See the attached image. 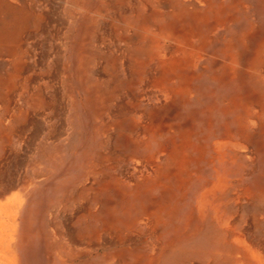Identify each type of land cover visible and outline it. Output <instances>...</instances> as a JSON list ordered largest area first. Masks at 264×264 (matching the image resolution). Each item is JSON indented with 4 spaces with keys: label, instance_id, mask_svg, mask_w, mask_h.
I'll return each mask as SVG.
<instances>
[{
    "label": "rangeland",
    "instance_id": "obj_1",
    "mask_svg": "<svg viewBox=\"0 0 264 264\" xmlns=\"http://www.w3.org/2000/svg\"><path fill=\"white\" fill-rule=\"evenodd\" d=\"M100 1L94 0V9ZM149 1L159 6L162 17L168 15L170 8L160 6L164 0ZM59 2L62 1H56ZM56 3L51 12L53 36L49 39L53 46L43 48L51 59L37 68L35 78L39 85H52L57 92L59 86L55 84L65 79L58 81L54 75L57 73L59 77L63 72L61 68L64 70L62 64L71 59V45L82 30L84 14L76 18L67 3L61 6ZM179 5L196 10L198 17L206 16L209 20L200 35L193 34L188 43L159 39V46L167 55L170 49H174L173 55L183 57L187 48L198 52V59L188 67L192 82L186 79L188 70L179 74L182 78L176 75L171 78L172 87L179 90L175 99H155L156 88L150 82L160 79L161 74L155 63L149 62L146 73L138 74L131 84V91H123L120 104L114 101L115 97L112 101L108 98L105 107L108 111L103 115L102 111L97 113L99 121L96 123V118L92 117L93 106L87 104L78 76L71 74L75 75L77 106L67 117V109L61 108L59 118L55 119L56 122L62 120L60 128H52L56 133L59 131L60 136L57 140L48 139L46 150L52 153L58 149V158L42 162L43 170L28 179L30 187L25 191L14 190L6 196L12 197L14 193L18 195L17 201H23L17 220L20 264H162L169 247L176 248L184 240L195 242L196 234L209 226L220 231L231 229L235 234L246 230L248 233L243 238L248 239L261 236L264 230V197H261L264 195V135L261 136L264 112L253 96L257 90L246 70L250 68V57H254L252 50L264 36V0H180ZM31 6L41 11L39 2ZM88 31L95 33L91 42L93 52L112 56L123 45L117 35H110L106 25L103 29L88 28ZM63 33L70 39L57 65L54 51L60 48L59 37ZM154 33L150 27L149 36ZM252 34H256V40L248 44V53L244 44ZM108 35L112 40L103 45ZM29 38L23 46L34 51V44L41 45L46 35L39 31ZM232 56L239 58L241 70L227 68ZM27 61L33 63L31 58ZM0 67L10 71L11 65L0 58ZM98 67L89 74L92 81L98 82L102 75V67ZM55 68L53 75L50 71ZM125 69L118 68L121 77H125ZM58 92L62 96L61 88ZM21 103H26L25 95L19 98L18 105ZM4 115L3 102H0V161L5 157V149L10 150L8 154L6 151L5 161L9 173L0 180V189L12 172L20 177L30 172L23 163L31 156L40 159L41 140L46 138L43 133L49 127L44 119L37 128L17 135L11 133L12 129H17L10 128L13 122L2 121ZM70 120L74 121L71 127ZM114 120L121 123L118 133L111 128ZM103 137L112 138L111 148L114 147L115 152L110 161H98L91 168L95 171L86 173L100 150L99 142ZM72 195L77 199L75 203L73 198L69 200ZM0 202L6 200L0 198ZM64 202L70 207L62 209L56 218L52 217L51 211ZM253 208H259L258 212L252 213ZM108 220L116 223L120 233L104 227L103 222ZM186 230L191 235L190 240L183 236ZM67 234L73 235V243L67 241ZM202 242V248H206V240ZM199 245L193 247L200 248Z\"/></svg>",
    "mask_w": 264,
    "mask_h": 264
},
{
    "label": "bare ground",
    "instance_id": "obj_2",
    "mask_svg": "<svg viewBox=\"0 0 264 264\" xmlns=\"http://www.w3.org/2000/svg\"><path fill=\"white\" fill-rule=\"evenodd\" d=\"M56 1L62 2L56 3ZM33 2L40 3L41 11L37 12L33 9L31 6ZM55 3L60 6L62 3H67L76 18L79 15L84 14L82 20L83 23L81 25L82 30L80 31V34L76 36L75 41L71 45L70 61L66 64H62L64 70L61 68L63 72L59 77L56 76V68L54 71H50L53 75L56 73L54 76L58 81H61L62 77L65 79V82H57L55 84L56 86H59L57 87V92L53 89L52 85L48 86L40 84V86L38 79L35 78L37 68L51 59L49 53H45L43 48H52L53 46L49 39L53 36L51 34V12L54 8L53 4ZM179 4L180 0H164L160 2V6L170 8L168 15L162 17V12L159 6H156L149 0H101L95 9L94 0H0V58L11 65L10 71H5L4 68L0 67V102H3L5 112L2 121L7 122L10 120V122H13L10 128L17 129H12L11 133H16L17 135H24L30 131V128H37V124L41 123L44 119L49 125L48 129H45V132L43 133V136H46V138H42L41 140L43 148L40 149V159L35 160L32 156L26 158L23 164L26 171L28 172V170H30V172H28L25 177L16 175L15 171L12 172L10 179L4 180L3 189H0V198L6 200V202H0V264L21 263L19 260L20 258L17 256V245L20 238L17 220L22 210L21 207H24L22 205L23 201H17L18 195H14V193H11L13 194L11 195L12 197L7 198L6 196L9 192H14V190L25 191V189L30 187L28 179H32V177L43 170L42 162H46L47 159L52 160L58 158V149L52 153H46V150L48 147V139L57 140L60 136L59 131L56 133L52 128H60L59 124H61L62 120L56 122L55 119L59 118V111L61 108L67 109L66 117L76 109L77 105L74 96V90L76 87L73 85V77L75 75H71L72 73L76 74V78L78 76V83L84 92L87 104H92L93 106L94 115H92V117L96 118L94 120L96 123L99 121L96 114L102 111L103 115L105 111H108V109L105 108L108 98L111 97L109 100L112 101V97H115L114 101L120 104V99L124 94L123 91H126V93L131 91V84H134L138 74L142 76L146 73L149 62L155 63V68L161 74V76H159L160 79H155L150 82L156 88L154 97L157 100H160L161 98L164 101H167L168 98L175 99L174 96L178 95L179 90L174 89L171 84V78L175 75L179 76L180 73L183 74L188 70L186 79L189 82H192L193 77L189 72L188 67L198 56V52L187 48L186 54L183 57L179 56V54L173 55L174 49H170V52L167 55L160 48L159 39L163 37L180 44H184V42L188 43L193 34H199L200 31L202 32V28L208 23L209 18L206 16L198 17L195 12L196 10L193 11L183 8ZM96 8L97 11H95ZM260 17L262 18V16ZM104 18H106V20H104ZM103 25L110 28L111 36L117 35L123 43L119 51L112 56H109L108 53L93 52L94 49L91 46V42L95 39V33L89 32L88 28L92 29L98 27L99 29H103ZM240 26L238 25V27ZM150 27L155 30L152 37L149 36ZM246 28H248V26H246ZM39 31L45 33L46 39L43 40L39 46H35L34 44V51L33 48L30 50L25 48L23 45H25L27 40L31 39L29 36L32 33L38 34ZM237 32H239V30ZM110 35L104 37L103 45H106L107 41L111 42L112 37H110ZM255 36L256 34H252L250 38H246L244 47L248 53L250 52L248 44L252 40H256ZM69 39L70 36L68 37L67 33H63L59 37L60 48L54 51L57 65H60L61 63L59 62L62 59L61 52L63 51V48L68 45ZM205 42L207 43V40ZM177 48L180 49L183 47L178 46ZM252 51L254 52V57H250V68L248 67V70L246 71L253 83V88L257 90V93H254L253 91V96L256 98V102L259 103L260 110L264 112V36L258 40ZM28 58H31L33 63L28 62ZM230 58L231 64H228L227 68L231 69V71L241 70L238 64L239 58L235 56ZM99 65L102 67V75L98 82L92 81L89 74L94 72L95 68H99ZM124 67L126 68L124 70L125 77H121L117 70L118 68L124 69ZM67 71L70 74L67 73ZM53 75H49V77L52 78ZM182 77L183 75L179 76V78ZM60 88L62 96L60 92H58ZM23 95L26 97V103L18 105L19 98ZM75 116L78 117V115ZM73 122V120H70V127ZM120 127L121 123L118 121L114 120L111 124V128L117 133L119 132ZM9 135L10 134L7 133L8 139ZM35 135H38L36 130ZM263 135L264 132L261 133V136ZM26 137L28 138V136ZM28 139H31V136H29ZM111 144V137H108V139H104V137L102 138L99 142L100 150L95 154L93 162L90 163V168L87 169L86 173L95 171L91 168L96 162L110 161L109 159L112 158L111 154H114L115 152V148H111ZM232 148H234V146ZM6 151L8 154L10 150L5 149V157L3 156L0 161V180L4 179L9 173L8 166H5V161L7 160ZM215 164L216 163H214V165ZM18 165L21 166L22 164L18 162ZM210 172L212 173V171ZM227 177H229V175ZM237 179L239 178L237 177ZM262 182L264 183V177H262ZM154 193L155 192L153 191L152 194ZM81 196L82 193L79 194L77 198ZM261 197H264V195ZM72 198L75 203L77 200L75 195L74 197L72 195L69 200ZM64 203L65 204H62L60 207L55 206L53 211H51L53 214L52 217L56 218L62 209L64 210V208L70 207L68 202ZM255 204L257 205V203ZM258 210L259 208H253L252 213L255 214ZM200 216L204 219L203 214ZM252 219H255V216H253ZM103 225L109 230L120 233V230L117 228L114 221H104ZM67 232L69 233V231ZM247 233L248 231L244 230L242 234H235L231 229L220 231V229H215L209 226L206 230H202L199 234H196L197 240L195 242L192 241L194 242L193 244H191V241L187 242L188 240H184L180 246L176 248L169 247L168 253L162 264H186L192 261L201 262L200 264H264V230L261 232V236H253L251 239L243 238ZM65 236L67 237L68 242L73 243L74 239L72 234H67ZM89 236H91V234H89ZM183 236L185 239L191 237L187 230ZM203 239L207 242L206 248H202ZM197 243L200 244V248L193 247L196 246ZM194 256L200 257V259L197 260ZM203 258L206 259L205 262L204 260L201 261Z\"/></svg>",
    "mask_w": 264,
    "mask_h": 264
}]
</instances>
